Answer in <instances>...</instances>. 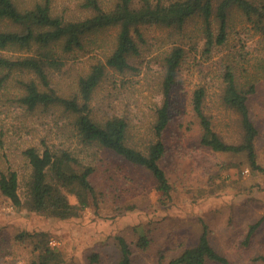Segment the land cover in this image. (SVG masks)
<instances>
[{
  "label": "rangeland",
  "instance_id": "obj_1",
  "mask_svg": "<svg viewBox=\"0 0 264 264\" xmlns=\"http://www.w3.org/2000/svg\"><path fill=\"white\" fill-rule=\"evenodd\" d=\"M77 2L56 0L60 9L71 5L69 13H81ZM102 2L104 8L112 4V0ZM118 29L114 26L93 34L86 50L72 54L69 68L53 74V87L63 95L75 91L79 75L111 51ZM171 30L141 25L142 38L135 35L141 52L131 57L135 69L125 74L110 71L93 99L97 119L113 113L126 116L130 120L128 142L145 149L152 138V109L155 101L161 100L159 57L175 40L187 49L179 81L171 92L172 120L165 133L168 151L161 161L172 184L168 199L157 191L145 169L131 165L111 149L82 145L72 132L71 115L62 108L27 110L18 102L21 90L14 78L0 91V170L19 172L22 199L27 197L31 172L23 150L44 141L70 146L82 163L95 167L91 180L96 190L94 202L79 216L67 219L17 208L0 191V264H21L30 257L29 242L17 240L22 231H46L66 264H116L120 257L118 235L131 244L133 264H170L171 258L197 242L203 229L201 219L208 225L213 246L227 258L226 263L207 264H264V224L247 241L249 225L264 214V175L252 173L244 155L216 152L202 145L190 103L193 90L204 86L206 112L214 128L225 140L238 142V113L222 101L225 64L236 65L238 84L245 88L252 82L255 85L248 103L259 129L258 160L264 165L261 35L236 6L229 10L225 44L214 47L210 54L203 52L201 17L189 21L178 38L168 39ZM229 162L238 164L227 167ZM69 197L76 202L75 196ZM143 229L152 239L145 249L136 245ZM93 253L99 255L97 262L91 259Z\"/></svg>",
  "mask_w": 264,
  "mask_h": 264
},
{
  "label": "trees",
  "instance_id": "obj_2",
  "mask_svg": "<svg viewBox=\"0 0 264 264\" xmlns=\"http://www.w3.org/2000/svg\"><path fill=\"white\" fill-rule=\"evenodd\" d=\"M77 5L81 13H69L71 5L60 9L56 0H0V91L14 78L21 90L18 102L27 110L62 108L71 115L72 132L82 145L111 149L131 165L145 169L153 178L157 191L168 199L172 184L161 161L168 151L165 133L172 120L171 92L179 81L187 49L175 40L159 57L161 100L155 101L152 109V138L145 149L128 142L130 120L126 116L113 113L97 119L93 115L94 94L110 71L125 74L135 69L131 57L141 52L135 35L142 38L140 26L143 24L172 29L168 33V39H171L182 36L189 21L201 17L205 40L203 52L210 54L214 47L225 44L229 10L236 6L261 35L264 52V0H112L108 8L103 7L102 0H78ZM114 26L119 29L111 51L97 58L84 74L79 75L75 91L60 94L52 85L53 74L69 68L72 54L86 50L93 34ZM262 75L264 77V68ZM223 81L222 101L237 111L241 139L229 142L214 128L206 112V88L199 86L193 90L190 103L200 128V143L216 152L244 155L250 171L264 175V165L258 160L256 148L259 129L251 117L248 103L255 85L252 82L247 88L241 87L236 65L230 63L225 64ZM23 155L31 167L25 200L19 191V172L0 170V191L17 208L67 219L79 216L94 202L96 190L91 175L95 167L82 163L70 146L44 141L43 145H28ZM237 164L229 162L226 166ZM70 195L75 196L76 202L70 200ZM201 221L203 229L197 242L171 258L170 264L227 262L226 256L213 246L207 223ZM262 224L264 214L249 225L247 241ZM47 235L46 231L20 232L17 240L31 245L30 257L21 264H66ZM116 238L120 249L116 264H133L131 244L123 235ZM151 242L143 229L136 245L145 249ZM91 259L97 262L98 253H93Z\"/></svg>",
  "mask_w": 264,
  "mask_h": 264
}]
</instances>
